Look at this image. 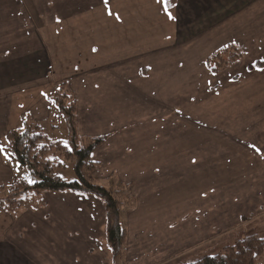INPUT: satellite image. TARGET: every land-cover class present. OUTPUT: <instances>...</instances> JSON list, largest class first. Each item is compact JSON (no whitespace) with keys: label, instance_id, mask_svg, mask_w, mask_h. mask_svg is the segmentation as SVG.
Instances as JSON below:
<instances>
[{"label":"rangeland","instance_id":"374dc122","mask_svg":"<svg viewBox=\"0 0 264 264\" xmlns=\"http://www.w3.org/2000/svg\"><path fill=\"white\" fill-rule=\"evenodd\" d=\"M95 1L103 0H65L63 5L72 14L87 9ZM175 1L171 0L169 9ZM7 18L4 16L0 23ZM200 45L198 39L185 50L192 49L195 54V47ZM234 49L239 58L234 59L230 51L220 59L209 60L217 50L205 59L206 71L202 75H197L194 68L192 91L186 94L176 91L175 95L174 90L163 89L168 86L162 84V89L154 92L150 88L156 84L145 82L146 91H130L127 102L120 105L109 99L107 107L101 108L103 100L118 91L101 92L99 109H92L90 102L99 97V89L93 90L91 96L83 98V104L98 114L109 112L116 122H92L91 129L97 130L90 132L91 136L77 132L76 101L77 135L94 139L105 136L89 156L94 166L85 175L91 186L103 189L115 205L112 208L107 198L91 190L21 195L17 198L20 202L11 210L16 215L37 213L20 221L27 229V240L34 243V256L37 254L41 259V249L52 247L51 241L55 242L59 236L72 241L78 230H87L99 239L94 264H110L112 260L116 264H144L140 262L145 251L140 247V257H134L137 251L132 249L136 248L137 235L127 234L128 220L155 228L151 264H187L220 254L239 242V238L242 240L244 231L254 227L260 235L252 236L264 238V70L246 71L255 61L242 59L239 50ZM200 59L192 57V67ZM201 77L203 80L199 82ZM60 84L63 83L55 84L54 89ZM177 86L181 87L179 82ZM69 87L66 90L74 95ZM84 114L79 119L82 122ZM87 114L97 117L90 111ZM32 122L39 127L44 143L71 150L66 121L56 107L52 105L46 121ZM82 122L81 129L90 126ZM0 146L6 160L9 153L4 141ZM49 158L59 164L57 177L66 182L76 180L74 155L66 157L52 148ZM12 164L18 178L29 185L35 183L28 170L17 162ZM8 191L9 187L3 189L0 197ZM115 225L123 232L118 247L107 240L108 230ZM170 245V248L175 245L177 252L176 259L171 261L166 252Z\"/></svg>","mask_w":264,"mask_h":264},{"label":"crops","instance_id":"0c3cea01","mask_svg":"<svg viewBox=\"0 0 264 264\" xmlns=\"http://www.w3.org/2000/svg\"><path fill=\"white\" fill-rule=\"evenodd\" d=\"M63 4L65 0H0V20L8 16L0 23V145L8 131L21 127L22 116L37 123L49 118L53 104L47 96L58 83L73 88L77 132L91 136L97 130L91 129L92 122H116L109 112L98 114L83 104L93 90L99 89V97L90 102L92 109H99L103 92L118 91L106 97L101 108L107 107L109 99L120 105L127 102L130 91H146L145 82L156 84L150 88L154 92L162 84L175 95L176 91L186 94L192 91V70L202 75L205 59L226 46L237 48L250 63L264 61V0H176L172 9L166 8L164 0H103L72 14ZM197 36L201 45L195 47L196 53L185 50L198 42ZM192 57L203 59L192 67ZM82 114L84 122L79 120ZM81 122L90 126L81 129ZM12 163L10 155L4 160L0 152V193L21 180ZM33 215L37 213L16 215L0 207V264H89L91 260L94 264L99 239L87 230H78L71 242L59 236L51 241L52 247L41 249V259L34 256V243L27 240V229L20 222ZM125 227L128 235H137L134 257H140V247L145 251L140 263L149 264L155 228L134 220H128ZM253 234H258L256 227L241 236ZM172 248L166 250L170 261L177 256L175 245ZM254 264H264V254Z\"/></svg>","mask_w":264,"mask_h":264},{"label":"trees","instance_id":"16d2710c","mask_svg":"<svg viewBox=\"0 0 264 264\" xmlns=\"http://www.w3.org/2000/svg\"><path fill=\"white\" fill-rule=\"evenodd\" d=\"M164 2L166 8H171V0H164ZM230 51H233V58L234 56L239 58L233 46H226L214 53L209 60L212 57L220 59L227 53H230ZM262 68H264V61L259 60L254 65H248L246 71L251 72ZM47 99L52 102L66 121L68 141L71 150L69 151L59 144L52 147V145L44 143V138L39 127L28 116H22L21 127L8 132L3 141L11 161L17 162L20 167L28 170L36 181L31 185L22 180L16 181L9 189L8 194L0 197V207L4 211L12 213L11 208L20 202L17 198H20L21 195H25L26 193L81 192L82 190L89 192L91 190L96 193L95 195L107 198V204L114 208L115 204L111 203V199L107 193L101 188L95 190L96 187L91 186V181L85 175L94 166L90 164L89 156L103 142L105 136L94 139L80 138L77 135L75 119L76 99L72 93L66 90L64 84L56 86L54 92L49 94ZM52 148H56V151L66 157L67 154L74 155L76 162L74 166L75 181L66 182L57 177L55 171L59 164L49 158V153ZM114 211L117 210L115 209ZM115 213L118 214V212ZM122 239L123 232L118 225L108 230V242L111 245L115 247L120 246ZM262 254H264V238L259 239L255 236H249L235 243L232 247L224 248L220 254L204 256L197 261L187 264H254L255 259Z\"/></svg>","mask_w":264,"mask_h":264},{"label":"snow or ice","instance_id":"6c2138e0","mask_svg":"<svg viewBox=\"0 0 264 264\" xmlns=\"http://www.w3.org/2000/svg\"><path fill=\"white\" fill-rule=\"evenodd\" d=\"M170 18H171V17H170ZM3 151H4L3 147L0 146V152H3Z\"/></svg>","mask_w":264,"mask_h":264}]
</instances>
